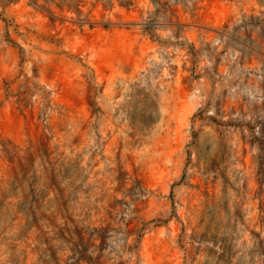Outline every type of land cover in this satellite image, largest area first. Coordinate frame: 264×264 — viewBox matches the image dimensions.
<instances>
[{
    "label": "rangeland",
    "instance_id": "obj_1",
    "mask_svg": "<svg viewBox=\"0 0 264 264\" xmlns=\"http://www.w3.org/2000/svg\"><path fill=\"white\" fill-rule=\"evenodd\" d=\"M0 264H264V0H0Z\"/></svg>",
    "mask_w": 264,
    "mask_h": 264
},
{
    "label": "trees",
    "instance_id": "obj_2",
    "mask_svg": "<svg viewBox=\"0 0 264 264\" xmlns=\"http://www.w3.org/2000/svg\"><path fill=\"white\" fill-rule=\"evenodd\" d=\"M81 1V0H79ZM108 2H112V0H106ZM122 5H128L126 3H124L123 1L120 2ZM61 196L63 195V191H59L58 192ZM63 197V196H62ZM61 198L55 199V203H57V210L58 211H68L69 207L67 205V201L63 200ZM63 200V201H62ZM39 207L33 206L32 207V212L36 211V209H38ZM26 209V208H25ZM27 211V210H26ZM66 217L69 218L73 223L72 225H68V222H66L65 225H58L55 224V228L56 230L54 231L53 234V238H62L64 239L66 242L69 243L70 248L72 250V252H77L80 255V259H85L86 256L83 254V252H89L88 249V244H85V230L79 226L78 222L73 220V218L70 216V214H66ZM137 219L135 225L132 228L127 229V234L128 235H132V234H136L137 237L135 238V243L133 244H128L129 249H131L132 252L138 250L140 242H141V237L144 233V230L147 228V222H144V220H142V218H134ZM133 220L129 221L127 223L128 226H130V224L132 223ZM94 236H96L97 238L100 239H104L105 237V233L108 230V227L105 226H101L100 228H94ZM93 236V237H94ZM99 247L101 245H98Z\"/></svg>",
    "mask_w": 264,
    "mask_h": 264
}]
</instances>
